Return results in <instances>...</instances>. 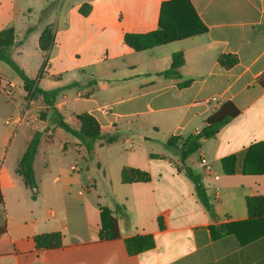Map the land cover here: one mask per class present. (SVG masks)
Returning a JSON list of instances; mask_svg holds the SVG:
<instances>
[{"label": "crops", "instance_id": "1", "mask_svg": "<svg viewBox=\"0 0 264 264\" xmlns=\"http://www.w3.org/2000/svg\"><path fill=\"white\" fill-rule=\"evenodd\" d=\"M164 1L0 0V31L14 30L11 58L39 88L95 81L60 94L56 109L75 128L80 125L77 116L90 115L101 133L116 130L121 135L116 142L123 139L131 152L137 144L130 136H138V142L158 136L165 142L185 139L197 134L221 105L232 103L239 115L202 142L190 167L201 177L214 216L173 163L179 153L165 147L163 153H149L143 165L133 160L118 164L111 177L100 169L113 193L107 207L123 205L127 218L117 217L118 240L98 241L100 207L106 206L86 199L95 181L85 178L83 185L72 175L88 170L84 146L69 135L74 140L64 141L63 152L72 150L80 160L57 165L49 152L57 127L31 116L35 100H25L21 80L0 62V158L12 131L23 126L29 131L19 156L9 160L12 169L0 170V227L15 248L13 254L0 256V264H264V218L250 219L246 207L247 198L264 196V175L242 173L249 147L264 142V89L257 82L264 76V0H189L205 33L141 52L130 49L124 35L156 30ZM83 4L90 7L86 15L79 13ZM46 29L53 38L42 51L39 40ZM174 54L183 59L177 70L180 79L160 75L171 67ZM227 55L236 61L223 66L219 59ZM56 61L67 65L53 69ZM185 81L189 85L180 86ZM18 88L23 103L15 98ZM34 132L41 136L33 161L38 194L32 200L16 168ZM112 144L96 142L92 160L102 146ZM230 156L235 157V173L227 175L221 160ZM38 162L44 172L40 182ZM123 167L147 171L150 181L122 184ZM54 232L62 235L60 248H35L33 236ZM137 234L152 235L155 245L129 256L123 240Z\"/></svg>", "mask_w": 264, "mask_h": 264}, {"label": "trees", "instance_id": "2", "mask_svg": "<svg viewBox=\"0 0 264 264\" xmlns=\"http://www.w3.org/2000/svg\"><path fill=\"white\" fill-rule=\"evenodd\" d=\"M89 8V5L83 4L79 8V13L81 15H86ZM30 30L31 29L27 32ZM205 32L206 27L197 17L189 0H167L160 5L156 30L144 34L126 33L123 39L124 43L130 49L141 52L158 45L190 38ZM52 38V31L50 29H46L42 33L39 40V46L42 51H46L49 48ZM14 39L15 34L12 28L0 31V62L7 65L21 80L22 89L25 93V100H34L40 97L45 106V111L43 112H50L48 122L77 139L84 146L90 159L93 158V146L96 142L100 141L103 144H112L118 140L119 134L116 130L110 133H101L94 118L88 114L76 117L80 124L79 127L75 128L71 126L65 121L55 107L56 98L63 92L91 87L95 84V81L72 83L52 90H43L39 88L35 84V80L27 77L11 58L10 51L14 44ZM235 61L233 57L228 55L222 56L219 59V62L223 66H230ZM182 63L183 59L181 54L172 55L171 67L160 75L165 78L180 79V74L177 70ZM257 82L264 89V76L260 77ZM189 83V81H185L182 82L180 86H187ZM238 115L239 111L232 103H224L206 119L204 126L197 134L185 139L171 137L165 142L166 148L178 151L179 168L192 183L197 199L212 217L214 216V212L209 198L206 195L201 177L188 167L185 161L201 148V144L204 140L214 138L221 127L235 119ZM40 136V132H34L16 168L17 174L22 178L24 185L29 189L32 200H34L38 194L33 172V161L37 153ZM234 164V156L221 160L223 172L227 175L235 173ZM242 173L244 175H264V142L256 143L249 147L243 164ZM120 181L122 184L148 183L150 181V175L144 170L123 167L120 171ZM1 203L2 196L0 193V204ZM246 207L250 219L264 218V196L247 198ZM117 217L127 218L123 205L114 203L112 209L100 207L98 241H115L120 238ZM157 224L160 230L163 229L161 218H157ZM32 240L35 248L38 250H53L61 247L62 235L59 232L42 233L33 236ZM123 243L126 253L129 256L148 251L155 245L154 238L150 234H137L124 239ZM14 252L15 248L8 237L5 227H0V256L11 255Z\"/></svg>", "mask_w": 264, "mask_h": 264}, {"label": "rangeland", "instance_id": "3", "mask_svg": "<svg viewBox=\"0 0 264 264\" xmlns=\"http://www.w3.org/2000/svg\"><path fill=\"white\" fill-rule=\"evenodd\" d=\"M42 58L40 56L39 61L41 62ZM67 64L65 62L61 61H56L53 62V69H62L66 66ZM16 93V100L20 103H23V92L18 88L15 89ZM35 103L32 104L31 108L34 109V111L30 112L31 116H35L38 119L42 120H48L50 116V112H43L42 110V103L41 101L39 102L38 99H34ZM38 108V109H37ZM38 110L37 115L35 114V111ZM0 113V117L2 118ZM40 115V116H39ZM0 128L2 130L4 129L2 127V121L0 124ZM145 134L153 135L152 132L145 131ZM119 136H121L119 134ZM29 138V131L27 130L26 127H21L18 128L16 131H12L10 141H9V146L7 145L5 154L0 158V170L2 167V171L5 173L12 169V163L10 167V159L11 158H17L21 151L23 150V147L26 143V141ZM131 141L136 145L134 148V152L126 150L127 146L125 144V141L119 140L118 142L112 144V145H105L102 146L98 150V156L96 157V160H92L88 157L87 153L85 156V159L87 161L88 165V170L85 171H80L77 170L74 174H72L74 177L79 178V182L81 184H86V181L83 179L88 178L92 179V182L95 181L96 185L90 189L89 193H86V199H90L93 202L101 205V206H108L111 204L113 200V193L109 188H107L106 184L103 183V178H102V172L100 169L105 168L108 172L109 177L112 176L110 171L112 169H115V167L118 166V164H126L127 162L136 161L138 164L143 165L146 159H148V154L155 152V153H163L165 150V139H162V137L158 136L154 140L151 141H146V142H138V136L133 135L130 136ZM74 140L71 138L69 135L65 134L61 129L56 128L54 137H53V142L52 144L49 145V152L51 155V159L54 158L57 161V165L60 167H67L69 163L71 162H77L80 160L78 157L77 153L74 151H69L67 153L63 152V144L64 141H72ZM133 153V154H132ZM172 153L178 154L177 150H172ZM175 159L172 160L175 166H179V159L174 157ZM54 160V162H55ZM197 160V155H191L188 157V166L191 167L193 163H195ZM98 163L100 164L101 167L98 166ZM15 164V161H14ZM14 166V165H13ZM85 172V173H84ZM42 173L43 170H41V165L40 162L36 165V175H37V182H40L42 180ZM79 175V176H78ZM38 184V183H37ZM23 193H27L28 195V190L24 187H20ZM43 188V186L41 187ZM31 195V194H30Z\"/></svg>", "mask_w": 264, "mask_h": 264}, {"label": "built area", "instance_id": "4", "mask_svg": "<svg viewBox=\"0 0 264 264\" xmlns=\"http://www.w3.org/2000/svg\"><path fill=\"white\" fill-rule=\"evenodd\" d=\"M201 164L207 169V164H206V160L204 158L201 159Z\"/></svg>", "mask_w": 264, "mask_h": 264}]
</instances>
